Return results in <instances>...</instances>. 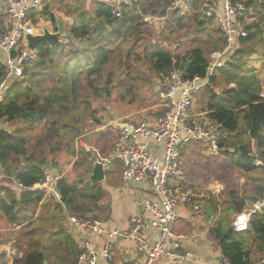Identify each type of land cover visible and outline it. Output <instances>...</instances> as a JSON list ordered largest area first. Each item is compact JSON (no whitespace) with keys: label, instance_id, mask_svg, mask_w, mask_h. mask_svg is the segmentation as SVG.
<instances>
[{"label":"trees","instance_id":"16d2710c","mask_svg":"<svg viewBox=\"0 0 264 264\" xmlns=\"http://www.w3.org/2000/svg\"><path fill=\"white\" fill-rule=\"evenodd\" d=\"M53 1L30 13L27 20L35 29L42 21L48 22L55 33L60 19L63 37L39 43L35 60L6 86L0 100V124L19 126L12 133L0 129V216L17 232L11 264H76L81 250L69 231L68 218L100 221L105 214L101 220L109 219L110 207L102 212L105 191L101 182L89 180L92 146L88 151L79 148L86 141L88 126L100 124L94 101L108 99L115 92L121 101L134 99L142 86H152L150 74L161 81L172 72L184 81L203 80L210 66L212 52L202 47L174 52L151 42L146 19L166 16L174 0H128L130 5L121 7L119 18L103 2L86 9L85 0H58L62 7L57 10ZM205 2L212 0H191L184 16L167 12L171 19L167 27L174 23L182 30L193 21L199 30H205L204 24L213 22L203 14ZM233 2L243 3L250 12L247 19L254 20L237 19L247 36L235 40L222 67L208 78L200 92L207 95L201 111L219 128L222 154L249 173L259 168L256 161L264 163V88L251 66L264 63V0ZM2 18L0 15V36L7 30ZM212 32L218 39L214 52L221 51L223 36L218 28ZM6 70L0 60V82ZM219 84L223 88L216 93L213 89ZM26 132L33 134L24 136ZM250 141L255 156H251ZM229 147L233 152H228ZM61 153L73 160L72 167L78 172L72 181L60 171L57 158ZM50 169L58 171L55 182L60 202L36 189ZM7 179L20 185L18 194L1 185ZM226 207L235 208L231 203ZM248 226L245 232H228L231 221L220 216L212 228L221 258L229 264H255V256L264 253V210L252 214ZM0 264L8 263L1 257Z\"/></svg>","mask_w":264,"mask_h":264},{"label":"built area","instance_id":"2783aa9c","mask_svg":"<svg viewBox=\"0 0 264 264\" xmlns=\"http://www.w3.org/2000/svg\"><path fill=\"white\" fill-rule=\"evenodd\" d=\"M8 18L5 33L0 36V50L5 54L4 64L6 75L0 82V100L4 90L11 82L19 79L25 65L35 60L36 53L27 47L25 37L34 36L33 25L27 20L32 12H38L49 0H2ZM111 9L115 18L121 16V7L128 0H102ZM191 0H174L169 11H176L184 16L187 3ZM205 18L213 19L223 36L224 48L211 55V62L206 79L195 78L184 81L177 72L170 73L156 87L157 96L168 108L153 119H142L137 122L122 120L116 125L117 140L112 151L113 160L119 163L120 178L127 185H145L149 188L153 200L148 201L141 215L134 217L126 230H104L103 223L96 219L68 218L69 225L90 235L106 234L108 240L99 250L92 248L87 238H78L77 244L81 250L76 264H96L101 259L112 263L115 259V246L111 240H124L132 245L134 258L120 260L118 264H156L165 258L168 264H198L194 255L185 249L184 238L174 234V225L178 221V208L181 205L192 207L199 211L191 193L171 195L168 182L180 178V158L182 149L187 144H204L213 156L220 154L219 142L221 133L216 124L203 117L191 120V108L194 97L207 84L208 78L223 65V59L231 52L238 38H245L244 31L237 19L248 18V12L241 2L233 0H218L202 4ZM149 141L160 146L162 155L152 153ZM81 146L85 147L82 143ZM105 164L99 157H93L92 165ZM3 178L0 171V180ZM56 174L48 171L37 190L52 195L58 202L61 196L56 186ZM18 187L20 185L17 184ZM264 210V193L251 211L238 214L232 228L234 232H245L248 229L250 217L255 212ZM154 230L158 239L148 242L146 231ZM111 239V240H110ZM212 264H229L220 259ZM258 264H264V253Z\"/></svg>","mask_w":264,"mask_h":264},{"label":"rangeland","instance_id":"374dc122","mask_svg":"<svg viewBox=\"0 0 264 264\" xmlns=\"http://www.w3.org/2000/svg\"><path fill=\"white\" fill-rule=\"evenodd\" d=\"M156 1L157 0H153V2ZM52 3L53 9L59 10L60 7H62V4H59L58 0ZM212 3L215 4L216 2L212 0ZM92 6L93 2L90 3L89 6H86V9H91ZM155 9L158 10L156 7ZM167 12L170 11H166V16L163 18H160L159 14H156L151 21L150 19L148 20V22H150L149 28L152 33L151 42L162 44L169 50H174V52L186 51L194 47H202L209 53L216 50L214 47L218 39L214 32H212L217 28V24L214 20L212 23L206 22V25L204 24L205 30H199V26L193 21L183 25L182 30H178L174 27V23H172V27L169 29L167 26L171 24V19L170 16L167 15ZM249 20L253 21L254 19ZM249 20L247 19V22ZM170 30L173 34L170 33ZM262 49L264 50V48ZM1 53L4 54L3 51H1ZM1 61L4 62V59ZM251 66L256 69L258 80L263 81L264 63H254ZM150 78L152 86H142L140 92L134 99L127 97L125 100L121 101L118 94L115 92L108 99L94 101L93 107L97 110V118L100 124L88 126V136H86V141L82 143L85 147L80 144L79 148L87 151L90 146H92L91 143L96 141L95 139H98L95 145L105 152L109 150L111 146L112 138L115 136V125L120 121L127 120L137 122L145 118L153 119L163 113V111H166L165 108H168V104L160 100L156 94V87L161 80L151 74ZM221 88H223V85L219 84V86L213 90L219 93ZM200 92L194 97V103L191 108L192 114L200 115L202 112L201 108L203 107L207 95L204 93L201 94ZM200 94L202 97H199ZM18 127V125L12 126L6 123L0 124V129L9 133H12ZM32 134L26 132L24 136H31ZM99 135L100 137H98ZM228 152H233V148L229 147ZM100 158L103 159L102 157ZM57 161L62 175H65L70 181L77 177L78 172L72 167L73 160L70 157L61 153ZM179 168L183 175L182 179H184L195 192L197 191L196 194L199 193V197H202L204 200H209L210 203L212 202L216 205L215 209H218V214L222 211L220 216L226 219H228V216L232 213V210L226 207V202L232 199H236L237 202V194L241 191L240 187L244 186L247 188L249 185L248 178L239 184V181L243 178V173H241L237 167L235 168L230 160L223 154H220L218 157L208 155V149L204 144L192 145L190 143L185 145L182 149ZM50 171H53V169H50ZM54 172L57 175L58 171L55 170ZM116 175L120 177L118 162L112 161V163L105 165L104 179L102 180L104 183H100L105 191V200L101 202L105 207L102 212H104L108 206L111 210L114 195L113 193H111L112 195L109 193L107 188L110 186L107 185H111L110 181L116 177ZM1 185L8 186L16 194L21 190H19L20 187L17 186L16 182L13 183V181H9L8 179ZM115 192V196L119 198L117 191ZM205 203L206 204H203V208L209 210L207 202ZM104 216L105 214H101L100 218L103 219ZM101 219L99 220L102 221ZM16 238V230L12 229V227L0 216V258L3 257V260L7 263L10 262L14 254H16ZM20 245L24 246V242Z\"/></svg>","mask_w":264,"mask_h":264},{"label":"crops","instance_id":"0c3cea01","mask_svg":"<svg viewBox=\"0 0 264 264\" xmlns=\"http://www.w3.org/2000/svg\"><path fill=\"white\" fill-rule=\"evenodd\" d=\"M85 2H86V6H89L90 3L92 2L94 4V2H102V0H85ZM0 15H2L4 18L3 25L4 26L6 25L7 27L8 18L5 13L4 4L2 0H0ZM148 20L149 18L146 19V21ZM58 21L62 22V20L60 19ZM44 29L48 30L50 33H53L51 25L48 22L42 21L38 29L34 28L35 35H41ZM4 58H5V54H2L0 51V60H3ZM209 58L211 62V57L209 56ZM259 81L260 84L262 85V88H264L263 87L264 80L263 81L259 80ZM203 117L207 119L204 116V113L202 112L200 113V115L192 114L191 120L195 121L200 118L203 119ZM117 136H118L117 131L115 130V136L114 138H112V142L110 144L111 146L109 150L105 152H103L102 149L98 148L95 145V142L98 141V139H95L96 141L92 143L91 148L93 150V156L99 158L102 157L103 158L102 160H104V163H106L105 165L112 163V161H114L112 158L113 156L112 148L115 141L117 140ZM98 137H100V135ZM149 143H150V148L152 149V153L153 154L155 153L157 156L160 157L162 155L161 147L155 146V144H153L152 141H149ZM192 145H198V144H192ZM250 149H251V156H254L255 151H254L253 141H250ZM222 153L223 150H221L220 154ZM208 155L212 157L219 156V155L213 156L209 152V149H208ZM105 165L102 164L104 171H105ZM255 166L259 168L249 173H245L241 169L237 168L241 173H243V178L239 181V184H241L248 178L247 180L249 185L247 188H245L244 186L240 187L241 191L238 192L237 194V199H238L237 202L236 199L235 200L232 199L231 201L226 202L227 204L231 203L235 206V208L232 209L233 212L228 216L229 220L231 221V227H232V223L234 222L233 220L235 216L243 212L251 211L254 208L255 204L261 198L262 194L264 193V163H261L260 161H256ZM118 167H119V163H118ZM234 167L236 168V166ZM182 176L183 175L181 173L180 178L171 179L168 182L169 192L171 195H177L180 193H187V192L193 194L195 204L199 207V211L195 212L193 211L192 207L181 205L177 210L178 221L174 225V234L181 235L184 238L183 245L185 249H187L194 255L195 261L198 264L215 263L217 262V260L221 258V254L218 247V243L214 240L213 236L211 235V230L213 227H215L217 223V219L220 218L219 216L222 213V211L218 214L217 212L218 209L217 210L215 209L216 205H214L212 202L210 203L209 200H204L202 199V197H199L198 195L199 193L196 194L197 191L195 192L190 187V185L184 179H182ZM102 182L104 183V181H101V183ZM110 182L111 185L108 184L107 186L110 187H108L107 189L110 194L113 193L114 197L110 210L111 211L110 217L107 221L102 222L104 226V230L105 231L126 230L129 227L131 220L134 217L141 215L146 203L148 201L153 200L154 197L151 195L150 190L147 186L124 184L118 175H116V177H114ZM115 191H117L119 198L115 196L116 193ZM205 202H207L209 210L203 208V204H206ZM236 209L241 210V212L240 213L236 212ZM69 231L73 236V238L75 239L76 243H77L76 240L78 238H87L91 241L92 248L95 250H99L102 247V245L105 243V241L108 240L105 233L99 235H90L84 233L82 230L74 229L70 226H69ZM146 237L148 242L150 243L158 239L157 233L152 229H148L146 231ZM110 242H112L113 245L115 246V261L112 263H107L99 259L97 260L96 264H118L120 260L126 258L132 259L135 257V253L130 243L124 240H115V241L111 240ZM15 256L16 254H14L12 260ZM260 258L261 257L255 256L256 259L255 264H258ZM12 260L8 262V264H11ZM156 264H168V261L165 258H161L158 260Z\"/></svg>","mask_w":264,"mask_h":264},{"label":"water","instance_id":"95a60500","mask_svg":"<svg viewBox=\"0 0 264 264\" xmlns=\"http://www.w3.org/2000/svg\"><path fill=\"white\" fill-rule=\"evenodd\" d=\"M64 35V26L61 21H58V31L55 33H50L48 30L44 29L41 35L25 37L27 42V47L31 51H35L36 47L41 42H47L48 40H60ZM104 179V168L102 165L98 164L93 167L89 180L92 182H101ZM228 232H234L231 227Z\"/></svg>","mask_w":264,"mask_h":264},{"label":"bare ground","instance_id":"6f19581e","mask_svg":"<svg viewBox=\"0 0 264 264\" xmlns=\"http://www.w3.org/2000/svg\"><path fill=\"white\" fill-rule=\"evenodd\" d=\"M212 54H213V53H212ZM212 54H210V57H211ZM93 157H95V156H93ZM93 157H92V160H93ZM96 165H98V164H96ZM96 165H94V166H96ZM100 165H102V164H100ZM94 166H93V167H94ZM128 243H129V242H128ZM80 253H81V252H80ZM77 258H78V257H77ZM220 259H221V258H220ZM220 259H219V260H220ZM114 261H115V259H114ZM114 261H113V262H114ZM217 261H218V260H217Z\"/></svg>","mask_w":264,"mask_h":264}]
</instances>
